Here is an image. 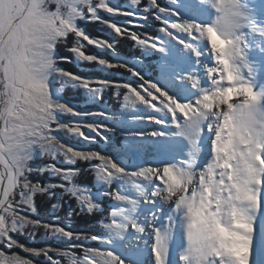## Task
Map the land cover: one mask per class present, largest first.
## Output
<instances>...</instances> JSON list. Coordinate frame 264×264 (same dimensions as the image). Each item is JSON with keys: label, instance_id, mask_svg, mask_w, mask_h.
<instances>
[{"label": "snow or ice", "instance_id": "snow-or-ice-1", "mask_svg": "<svg viewBox=\"0 0 264 264\" xmlns=\"http://www.w3.org/2000/svg\"><path fill=\"white\" fill-rule=\"evenodd\" d=\"M131 3L141 6L142 0H131ZM203 3L204 0H186L193 12L199 11ZM208 3L216 13L208 23L170 20L169 17L179 14L164 7L159 0H149L148 5H143L145 11L149 7L155 10L154 18L160 21L159 32L177 39L198 58L203 53L195 42L205 40L214 57V64L204 67L209 86L203 87L195 73L184 74L182 79L189 81L198 95L181 101L158 83L145 80L134 68L113 64L83 50L85 41L108 48H113L115 42L92 39L77 26V18L100 20V10L129 16L136 13L112 7L107 0H96L95 4L92 0H0V264H34L27 256H44L51 260L50 252L62 257L64 264H125L110 248H88L77 243L62 249L32 248L10 233H23L27 229L34 238L36 228L43 227L70 240L103 239L111 244L113 237L123 238L129 229L143 233L145 226L139 222L137 210L142 202L155 205L157 201L171 205V214L164 225L155 223L159 208L150 214L148 226L153 233L154 264H168L177 214L182 216L186 242L179 254L181 264H252L256 216L264 202V91H257L243 72L247 69L251 76L254 65L248 60L245 36L248 18L239 0H208ZM106 23L117 36L132 41L135 47L166 51L159 35L139 34L110 21ZM249 27L264 38V25L250 24ZM176 33L185 34L188 40L180 39ZM70 43L69 51L84 60L109 68L123 67L141 82L133 85L106 80L97 81L94 86L87 79L66 72L57 64L67 58L55 57L54 51L57 45ZM51 72L76 80L85 88L95 87L98 96L105 88H112L116 97L123 93L126 105L141 104L153 112L167 113L176 128L174 135L188 142L186 159L128 170L100 152L74 150L62 144L54 135L56 130L66 129L91 139L82 127L98 133L101 129H110L102 124L61 123L56 112L73 113V109L50 98L47 79ZM146 119L156 124L165 123L156 115ZM205 130L211 135V157L198 168L202 151L200 137ZM131 135L163 137L166 133L153 130ZM37 147L50 159L61 153L71 162L76 159L98 161L91 169L111 188L107 196L120 205L109 212L107 222L99 221L105 236L69 231L62 225L47 224L22 214V206L36 210L34 197L37 194L52 195L50 186L29 178L33 171L51 170L60 175L67 183L51 187L62 188L75 198L77 214L92 215L100 207L84 189L73 183L79 169H61L52 164L33 169L29 161ZM115 178L129 179L136 195L128 196L112 188ZM149 184L154 185L150 191ZM54 207L59 209L60 203ZM77 248L79 254L74 251ZM15 249L27 255L9 251ZM55 264L61 262L57 260Z\"/></svg>", "mask_w": 264, "mask_h": 264}, {"label": "rangeland", "instance_id": "rangeland-1", "mask_svg": "<svg viewBox=\"0 0 264 264\" xmlns=\"http://www.w3.org/2000/svg\"><path fill=\"white\" fill-rule=\"evenodd\" d=\"M185 1L186 0H159L164 7L170 8L179 14L178 16L169 17L170 20H195L201 23V19L199 18L201 14L198 16L195 12L187 9ZM107 2L112 7L120 8L126 12H133L136 13V15L113 14L105 10H100V20L77 18V26L92 39H103L109 42H115L113 48H108L89 44L85 41L83 42V50L85 53L105 59L113 64L128 65L130 68H134L139 72L145 80L154 81L163 89L170 90V79L176 77L178 73H184L185 58L191 56V51L185 49L184 46L176 48L174 38L165 36L163 33L159 32L160 21L154 18L153 12L155 10L149 7L148 10L145 11L143 7V5H148L149 0H142L141 6L133 5L131 0H107ZM239 2L240 5H242L244 0H239ZM92 3L95 4L96 0H92ZM106 21H110L124 28H130L132 31L139 34L148 33L153 36L159 35L164 41L163 47L166 51L162 53L150 48L135 47L132 41L117 36ZM130 21L132 23H129ZM176 36L180 39L188 40V37L183 33H178ZM71 46V43L68 45H57L54 51L55 57L67 58L66 60L59 61L57 64V67L64 69L66 72L87 79L90 84L94 86L97 81L106 80L123 81L133 85L141 82L123 67L109 68L96 61L84 60L72 51H69ZM195 46H197L203 54L199 58L193 54L197 60V67L192 71L201 78V84L203 83L202 86L207 87L210 82L205 75L204 67L205 65L214 64V57L200 44L195 42ZM245 78L247 79L246 75ZM47 83L50 87V98L55 102L64 103L73 109V113L56 112V118L61 123L70 125L79 124L81 126L87 124H102L107 125V128L110 129V131L101 129V132L98 133L86 127H82V131L85 132L87 137H91V139L83 138L76 133H70L66 129L56 130L54 135L62 144L74 150L100 152L105 156L111 157L121 167L129 170L132 166L139 165L143 160L145 162L146 160L149 161V158H146V149L150 139L146 135L140 138L131 134L139 132L142 126H144L146 117L153 114L151 109L141 104L135 106L124 104L123 93H121L120 97H116L114 96V89L112 88H105L102 94L98 96L95 87L85 88L76 80L61 76L56 72H51L49 74ZM104 137H107V139ZM140 148H145V151H141ZM208 148V152L211 153L210 145ZM128 151H131V155L127 165H125V156ZM96 163H98V161H85L81 159H76L74 162H71L61 153H57L54 159H50L42 155L38 147L34 148L32 157L29 161L33 169H40L49 164L55 165L56 168L61 169H79V173L74 177L73 183L84 189L86 194L91 196L100 207L97 212L92 215H88L87 213L77 214L75 198L66 194L62 188L51 187L52 185H59L67 182L63 181L61 176L53 171L45 170L42 172L33 171L29 178L33 181H39L43 185L50 186L49 191L52 193L51 197H49L47 193L42 195L37 194L34 197L36 210L33 212L29 208L22 206L20 211L22 214L44 223L62 225L69 231L90 233L101 237L105 236L106 233L99 221L103 219L107 222L106 218L109 212L115 208L119 202L107 196L111 188L103 180L98 179L92 171L91 165ZM123 179L124 178H115L112 182V188L119 190V186L125 184ZM56 203H60L59 209L54 207ZM168 216H165V221L162 225L166 223V218ZM179 219L180 214H177L172 236L175 239H171L169 249L173 242L174 246L179 243L182 249L185 247L184 231L178 233L177 229ZM10 235L32 248L50 247L53 249H62L67 248L73 243H77L83 244L88 248H110L115 252L118 249L114 240H112L111 244L105 243L103 239L70 240L59 234L51 233L43 227L36 228V235L34 238L28 234L27 229L23 233L12 232ZM259 250V263L264 264V248L259 247ZM9 251H17L21 256L27 255L19 249ZM74 251L78 254L80 253L79 248L74 249ZM49 255L52 257L51 260L44 256H27V258L33 259L34 264H55L57 260H59L61 264H64L63 258L58 257L55 252H50ZM167 259L168 264H174L169 252Z\"/></svg>", "mask_w": 264, "mask_h": 264}, {"label": "bare ground", "instance_id": "bare-ground-1", "mask_svg": "<svg viewBox=\"0 0 264 264\" xmlns=\"http://www.w3.org/2000/svg\"><path fill=\"white\" fill-rule=\"evenodd\" d=\"M241 7L244 11V14L248 18V23L245 25V27L248 29L245 32V36L247 37L246 43L248 60L254 65V72L251 76L248 75L247 69H243V71L245 72L247 79L251 80L257 91H264V38H262L259 33L253 32L249 27L250 24L264 25V0H244ZM186 8L189 9L188 6ZM195 13L198 16L201 14V16H199L201 23L211 22L216 15L215 11L209 5L208 0H204L203 6ZM176 35H178V33H176ZM196 43L208 50L209 46L207 41L200 40L196 41ZM174 44L176 45V48L183 46L178 42L177 39L174 40ZM190 54L191 56L185 58L184 73H178L176 74V77L171 78L170 84L168 83L170 85V90H166L169 92V94L181 101L194 99L195 96L198 95V91L192 88L190 82L186 79H182L184 74L193 73L192 70L197 67L196 58L193 56L192 52ZM224 83L225 86H227V81ZM233 99H235V97H233ZM152 115L158 116L161 120H164L165 123L156 124L146 119L144 126H142L139 132L149 133L153 130H159L166 133V135L163 137H151L146 135L150 139L146 149V158H149V161L146 160L145 162L143 160L139 165L132 166L130 170L144 167L146 165H152L153 167H156L166 163H178L179 161L186 159L188 142L185 138L174 135L176 128L171 124L170 117L167 115V113L153 112ZM200 140L202 151L199 154L197 161L198 168H202L210 159L211 153L208 152V146L210 145L211 140L210 133L205 130L204 134L200 137ZM140 149L141 151H145V148ZM130 155L131 151H128L125 156V165H127ZM123 181H125V184H121L119 186V191H121L122 194L134 197L136 195V191L131 181L127 178H124ZM156 183H158V181ZM153 187V184L147 185L149 191ZM262 199H264V197H262ZM118 206L120 205L118 204L115 207ZM157 208H159L160 211L156 212L158 219L155 221V223L157 225H162L165 221V216L171 214V205L162 204L160 201H157L155 205L142 202L137 210L136 215L139 217V222L145 226V231L143 233L137 234L129 229L128 233H126L123 238L113 237V240L118 248L116 253L125 261V264H154L151 252L153 233L151 227L148 225L149 221L151 220L150 214L156 211ZM255 227L256 234L253 245L252 264H260L259 247L264 248V202H262V206L257 213ZM177 229L178 233L183 232L181 215L177 223ZM173 244L174 242L168 251L169 255L171 256V260L174 261V264H181L179 260V254L182 251V247L179 243L176 246Z\"/></svg>", "mask_w": 264, "mask_h": 264}]
</instances>
